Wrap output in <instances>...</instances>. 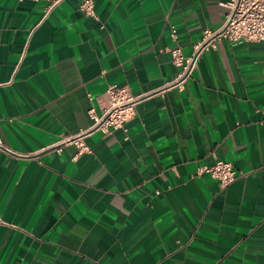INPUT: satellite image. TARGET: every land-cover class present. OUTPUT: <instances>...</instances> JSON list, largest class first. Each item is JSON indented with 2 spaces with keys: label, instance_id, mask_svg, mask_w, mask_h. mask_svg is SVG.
Wrapping results in <instances>:
<instances>
[{
  "label": "crops",
  "instance_id": "0c3cea01",
  "mask_svg": "<svg viewBox=\"0 0 264 264\" xmlns=\"http://www.w3.org/2000/svg\"><path fill=\"white\" fill-rule=\"evenodd\" d=\"M80 1L0 0V264H264V41L223 39L160 92L228 0ZM110 84L143 96L127 131L51 149ZM220 160L226 187L198 173Z\"/></svg>",
  "mask_w": 264,
  "mask_h": 264
},
{
  "label": "built area",
  "instance_id": "2783aa9c",
  "mask_svg": "<svg viewBox=\"0 0 264 264\" xmlns=\"http://www.w3.org/2000/svg\"><path fill=\"white\" fill-rule=\"evenodd\" d=\"M43 1L46 2L44 14L48 16L63 0ZM220 5L227 8L223 26L218 29L206 28L201 39L194 44L192 54L185 55L180 45L171 48L172 61L177 67V72L174 78L167 81L164 88L159 90L160 92L169 88L184 89L203 52L216 48L223 39L230 42L264 41V0H228L221 1ZM79 10L86 16L98 18L94 0H81ZM171 36L174 40H178L176 29H172ZM142 97L135 95L127 86L110 84L106 92V100L101 104L102 114H98L94 108L89 110L93 119L90 129L77 135L62 136L51 149L61 152L65 145L73 143L78 148V156L89 151V146L85 141L88 133L102 130L108 134L117 129H123L126 132V124L136 116L137 104ZM0 149L10 152L3 146L1 138ZM198 173L210 174L219 180L222 187L228 186L243 174L231 163L222 160L211 166L201 167Z\"/></svg>",
  "mask_w": 264,
  "mask_h": 264
}]
</instances>
